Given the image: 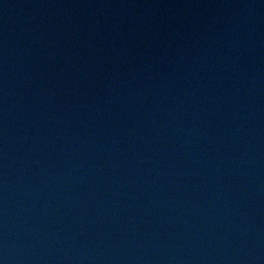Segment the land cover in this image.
Listing matches in <instances>:
<instances>
[{
    "label": "water",
    "instance_id": "95a60500",
    "mask_svg": "<svg viewBox=\"0 0 264 264\" xmlns=\"http://www.w3.org/2000/svg\"><path fill=\"white\" fill-rule=\"evenodd\" d=\"M0 264H264V0H0Z\"/></svg>",
    "mask_w": 264,
    "mask_h": 264
}]
</instances>
